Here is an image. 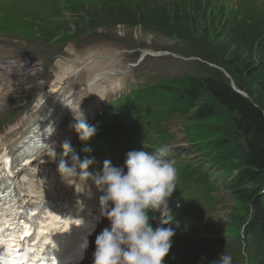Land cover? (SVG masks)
Segmentation results:
<instances>
[{
    "label": "rangeland",
    "instance_id": "374dc122",
    "mask_svg": "<svg viewBox=\"0 0 264 264\" xmlns=\"http://www.w3.org/2000/svg\"><path fill=\"white\" fill-rule=\"evenodd\" d=\"M93 0L85 1L82 0L83 8L89 10L93 15V18L97 21L95 26H85L90 30L79 31L82 35H84L81 39L74 38L72 39L65 47H63L59 43L49 42V41H41L35 43H28V45H21L18 41H14L9 34H0V52L3 56H6L4 62L5 65V74L8 78L9 86L13 89L11 93V97L14 96L12 101L10 102L9 97L4 99L3 107L0 109V121L2 119L8 118L10 115H15L16 117L19 114L23 115L25 111L29 108L30 105L35 103V100L40 94H43L45 90L50 86L52 80L54 79V74L56 70L58 71L57 62L59 60H68L69 58H80V50L82 49L83 41L86 43L87 54L96 53L103 54L104 57H100L98 60H110L109 57L116 53L118 57V62L121 64V67H115L116 71H134L133 80L129 81H119V83L114 87V90H108L110 87L104 81L102 86L106 87V99L102 100V105H106L107 103H112L117 100L119 97L124 96L132 92L135 88L145 84H153L159 80L169 81L170 77L174 76L175 81H180L182 75L185 73V69L187 65L183 64L181 60H185L181 53H186V39L183 41L181 39L180 33L177 27L173 28V24L171 23L170 27H163L160 25H156L155 22L150 24H140V25H132L125 22L124 19H119L116 23H112L111 21L115 18H119V6L117 3H107L103 5L93 6ZM99 0L93 1L98 2ZM161 7L165 5V1L159 0ZM219 5L223 0H211L209 3V8L207 11H204V6L196 5V8H193L194 12L197 15H201L202 23L204 21L210 20L205 19V14L207 12H211L215 7V2ZM125 5L128 2V5H132V0H124ZM144 4V9L149 8L150 11L154 14H158V8L153 7L152 5L155 3V0H141ZM236 0H225V4L233 7L235 9ZM264 2V0H261ZM65 3V2H64ZM151 3V5H150ZM180 6L182 3L179 4ZM183 7V6H181ZM139 10L135 8V12ZM215 15H218L222 12L219 10L213 11ZM238 20L245 17L244 11L237 12ZM69 15V12L64 13V18ZM140 16V14H139ZM107 18V19H106ZM193 20V19H192ZM221 23L223 25V21L217 19L214 23ZM60 20H58V23ZM139 23V22H137ZM111 24V25H110ZM194 23H192L193 25ZM110 25V26H109ZM109 26V28H107ZM224 26H221L219 30H221ZM215 29V28H213ZM77 32V28L74 29ZM218 30V31H219ZM72 31L70 29L67 33ZM225 35L226 42L223 43L222 48L224 53H226L227 58H233L236 65L246 68V65L249 64L251 69H256V72L260 77L264 78V52L257 48L256 45L249 43L247 40V47L245 48L243 44L239 45L238 35L234 30H230L228 32L227 28H224L223 35ZM102 35V36H101ZM227 37L230 39H227ZM189 39V38H188ZM194 40L193 38L187 40ZM237 40V42H236ZM103 44V46H101ZM21 47L23 50H15ZM73 48V49H72ZM213 48V47H212ZM215 49L220 48L219 46H215ZM148 51L150 56L145 59V62L142 63L137 68H134L137 60L142 56L145 51ZM11 51L14 53L11 54ZM109 51V52H108ZM159 52L165 53V55H160V57H153V55H157ZM193 53L199 56H203L202 52L193 49ZM95 54V55H96ZM238 54V57H237ZM101 56V55H99ZM29 61L31 64L26 69ZM71 60L65 62V67L69 65ZM19 64V69L17 71H13V67L15 64ZM61 69V67H60ZM47 70L49 73L46 75V82H40V75L43 71ZM227 77H230L229 73L225 72ZM104 73H101L99 76L102 77ZM97 76V77H99ZM31 78L33 82L31 83V89L27 92L26 79ZM114 82V81H108ZM40 85V87H39ZM100 85V83H98ZM41 89V90H40ZM37 91L39 94L36 96L34 92ZM108 92V93H107ZM155 95V93H153ZM25 95L27 97L25 98ZM24 98V99H23ZM19 99H23L19 101ZM206 101V97L201 100V104H204ZM260 106L264 107V97L259 101ZM164 115L167 117L166 122L163 124L164 128L172 135V139L167 140V145L172 149L171 155L169 159H174L177 163V160L181 163L180 158H184L185 162L194 161L199 162L202 161L204 150V144L209 141V136L206 133H199L198 129H195V133L188 134V125L195 128V123L190 120L194 113V106L189 105L187 103L175 100L171 102L169 105L164 107L163 111ZM6 117V118H5ZM124 117V116H122ZM201 155V156H200ZM53 161L55 160L52 157ZM197 169H204V172H209L210 168L207 167H191L189 172H196L197 175H200ZM214 179H219L216 173H213ZM200 180H203L204 184L208 183L209 185L210 178L209 177H201ZM180 190H188V186H180ZM202 193H206L203 189L200 190ZM207 195V193H206ZM217 199L222 198L223 201L217 202L216 206L210 211H214V221L212 223L203 222L195 230V233L198 235H203L205 232L210 231L215 233L220 230L222 232V236L224 235L225 224L229 223L230 211H231V201L229 200L230 192L228 190H222V192L215 195ZM205 214V213H204ZM209 225V228H207ZM190 232H187V234ZM201 237V236H200ZM200 240V239H199ZM193 253V252H192ZM191 253V257L195 254ZM208 259V258H207ZM195 264H199V262L193 261Z\"/></svg>",
    "mask_w": 264,
    "mask_h": 264
},
{
    "label": "clouds",
    "instance_id": "9594fccd",
    "mask_svg": "<svg viewBox=\"0 0 264 264\" xmlns=\"http://www.w3.org/2000/svg\"><path fill=\"white\" fill-rule=\"evenodd\" d=\"M73 115L77 123L71 127L81 141L90 140L96 129L89 126L81 108L79 114L73 112ZM64 148L67 155L71 146L65 143ZM171 152L168 146L153 151L132 150L126 153L124 167L105 160L102 172L95 174L88 171L94 160L81 161L73 154L71 165L65 160L60 162L59 172L67 184L76 187L82 181L79 193L91 197L93 193L88 182L92 181L101 193V215L111 227H105L96 236L94 264H164L175 236V231L164 225L172 220L169 200L179 179L176 161L169 159ZM156 212L160 213L162 223L154 229L150 213ZM214 264H232V258L220 254Z\"/></svg>",
    "mask_w": 264,
    "mask_h": 264
},
{
    "label": "trees",
    "instance_id": "16d2710c",
    "mask_svg": "<svg viewBox=\"0 0 264 264\" xmlns=\"http://www.w3.org/2000/svg\"><path fill=\"white\" fill-rule=\"evenodd\" d=\"M29 1L7 0L8 3L4 6V12L9 14L14 10L20 9L23 3ZM189 4L191 5L190 9ZM154 7L160 8L157 11L158 14L150 12L158 25L167 27L172 20L173 14H176V18L179 19L177 24H183L181 25L183 33H179L183 41L186 39V42H184L188 49L200 51L205 58L224 67L235 80L237 87L250 95L249 99L238 94L233 89L231 81L222 72L213 70L210 78L194 80L193 84L183 95V99L187 104L192 101L193 105L197 106V110L194 112L196 118L203 115L210 118L211 131L214 132L211 134L212 136L217 135L220 139L229 136L227 142L238 143V159L244 161L243 165L248 167V170L241 177L242 181L254 183L261 178L264 182V107L260 106L259 103L264 97V78H258L260 76L256 69H251L252 65L249 66L247 64L246 68H242L236 65L233 58L228 59L226 53L222 52V45L226 42L225 35L227 34L223 35L224 28H227L228 32L234 30L239 35L243 32L242 27L244 28L245 25L237 20L229 21L226 27L219 30L221 23H214L215 26H210L212 22L217 21V18H213L212 22L207 20L204 21V24H200V22L202 23L201 17L199 18L194 12V3L191 0H184L183 8L181 7L182 9L180 10L174 4L166 8L159 5ZM120 14L123 16L115 18V21L119 19L139 21L138 15L128 9L121 11ZM141 18L139 16V19ZM205 19L208 18L205 16ZM245 19L247 18H243V20ZM193 21L194 24L192 25ZM188 38H193L194 40L189 42L187 41L189 40ZM227 39H230V37H227ZM256 39V35L252 38L242 36V38H239V45L243 44L246 48L248 41L255 46ZM215 46L220 48L215 49ZM260 49L264 52V48ZM203 94L207 95L206 101L208 103L199 105L196 101L202 100L198 96ZM194 97H197V100ZM226 155L227 153L223 154V156ZM241 192L249 197L258 191H252L250 188L244 187ZM259 216L264 219V211Z\"/></svg>",
    "mask_w": 264,
    "mask_h": 264
},
{
    "label": "bare ground",
    "instance_id": "6f19581e",
    "mask_svg": "<svg viewBox=\"0 0 264 264\" xmlns=\"http://www.w3.org/2000/svg\"><path fill=\"white\" fill-rule=\"evenodd\" d=\"M0 58H6V56H3L0 52ZM65 62L66 61L63 60H59L57 62L58 71L56 80L45 90L43 94H40L37 97L32 110L27 113V115L15 127H11L9 131L4 134V136L0 133V147H10L12 144H14L18 140V138H20L24 134V131L32 121L39 120L42 118V115L46 114L47 108L51 101H58L62 105H65L69 99H66L67 96H64L63 94H61V92L66 94L70 92V99L73 100L71 108L74 106H78L83 109L84 107L82 100L87 98L96 99L97 97H99L100 99H98L95 104L87 109L88 111H91L93 113V109L95 108V106L99 105L101 98L104 97V94L102 96L100 94L102 85H98V83H100V80L107 81L108 78H111L110 76H114V74H112V71H114V67H116L117 61L113 60L112 64L110 63V61L98 60V57L96 55L94 56L93 54H88L84 58L71 60V62H69V65H67L66 67ZM2 65L3 62L0 60V109L1 106L3 107V102L6 97H9L10 102L14 98L13 96L11 97V92L9 90V85L5 80L6 75L2 70ZM18 69L19 64L16 63L13 67V71H17ZM101 73H104L102 77L99 76ZM86 79H88L89 84L87 85L85 90H83V88L86 86ZM30 89L31 88L28 87L27 81V92H29ZM25 96L27 97V95ZM30 132L31 129L27 130L26 135H28ZM28 170L31 171V169ZM49 185L50 181L42 180L36 174L24 175L20 179V187L22 188L23 192L26 193L29 197H31L32 195H39L43 193L45 190L50 188ZM181 263L185 264L184 261H181ZM192 264L195 263L192 262Z\"/></svg>",
    "mask_w": 264,
    "mask_h": 264
},
{
    "label": "snow or ice",
    "instance_id": "6c2138e0",
    "mask_svg": "<svg viewBox=\"0 0 264 264\" xmlns=\"http://www.w3.org/2000/svg\"><path fill=\"white\" fill-rule=\"evenodd\" d=\"M46 134H47V133H45V135H46ZM0 162L5 163V164H9V163H10L9 160H7V159H3V158H0ZM74 223L77 224V223H78V220L75 221ZM2 252H3V249H0V253H2ZM0 264H5V261H4L3 259H0ZM32 264H35V262L33 261ZM50 264H51V261H50Z\"/></svg>",
    "mask_w": 264,
    "mask_h": 264
}]
</instances>
